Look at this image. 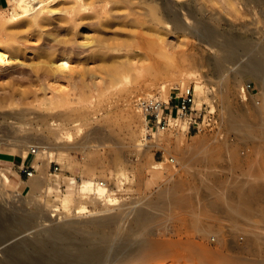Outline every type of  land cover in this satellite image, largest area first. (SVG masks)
<instances>
[{
	"label": "rangeland",
	"instance_id": "1",
	"mask_svg": "<svg viewBox=\"0 0 264 264\" xmlns=\"http://www.w3.org/2000/svg\"><path fill=\"white\" fill-rule=\"evenodd\" d=\"M74 1L47 0L55 14L40 24L16 27L25 53L12 59L13 67L0 70V113L5 114L0 117V136H8L0 142V169L7 168L11 176L10 183L0 180V218L11 213V204L34 210L33 225L22 237L30 238L52 213L61 219L87 216L102 208V202L89 196L98 191H91L95 180H106L116 193L117 203L110 204L112 214L139 198L154 200L167 187L172 199L155 213L147 233L152 239L146 236L152 240L148 244L152 252L121 264H230L228 257L249 264L264 262V69L253 75L235 74L240 64H251L255 55L226 46L231 36L243 46L264 43V0H85L72 18L69 11ZM12 6L9 0H0V18L8 17ZM166 8L180 12L185 21L183 9L191 10L193 19L211 25L215 39L224 44L213 46L188 30L166 29L164 21L170 20ZM64 52L70 54V69L64 75L77 81L75 87L70 77L49 80L44 74L48 61ZM229 55L238 59L230 62ZM169 58L176 60L177 67L168 65V72L156 74L151 62ZM134 61L140 68H134ZM112 63L119 65L115 75L110 71ZM218 66L222 73L216 71ZM172 69L176 71L170 73ZM225 78L232 79L230 86L223 85ZM198 79L205 92L196 88ZM185 85L195 89L196 106L203 109L201 127L146 136L145 116L136 105L139 96L155 94L174 103ZM70 86H78L80 95ZM55 94H62L61 99L41 102ZM72 120L83 123L82 134L76 133L70 141L78 143L49 156L40 185L43 191L34 205L32 197L26 200L32 196L29 178L20 176L15 163L28 144L23 143V148L12 137L28 131L54 135L53 121H63L72 130ZM86 132L91 133L87 141L81 138ZM156 141L158 145L148 146ZM34 155H28L29 164L36 166V175L41 174L40 157ZM169 156L176 161L170 163ZM56 165L60 170L55 171ZM85 179H91L86 192L82 189ZM214 191L235 200L214 198ZM13 192L21 193L27 202L14 194L16 201ZM189 193L194 195L187 201L179 199ZM241 195L249 196V202H240ZM80 204L85 206L82 214L77 212ZM9 221L0 220L4 226L0 234L11 226L20 239L21 223ZM125 222L126 218H120L112 223L113 237L123 233L119 227ZM97 230L101 242L104 230ZM113 251L109 250L105 264L114 262Z\"/></svg>",
	"mask_w": 264,
	"mask_h": 264
},
{
	"label": "bare ground",
	"instance_id": "2",
	"mask_svg": "<svg viewBox=\"0 0 264 264\" xmlns=\"http://www.w3.org/2000/svg\"><path fill=\"white\" fill-rule=\"evenodd\" d=\"M9 1L11 5H13L12 6L13 11L8 17L0 18V70L1 71L10 68L13 65V63L11 62L14 60L13 58L16 59L22 53H25L23 52L24 47L22 46V44L25 45V43L22 42L21 38L18 35V31L15 28L23 24H35V25L40 24L43 22V20L49 19V15L55 14V9L50 7V4H48L47 0H9ZM2 2L6 3L5 1ZM84 5H85V0H75L71 10L69 11L70 12L69 16L74 18L73 12H75L79 6H84ZM164 11L165 14L168 15L167 17H169L170 19L164 21L166 24L165 25L166 29L173 28L176 30L179 29L188 30L189 32L196 34L200 39H204L208 41L213 46L217 43L218 44L223 43L215 39L214 37L215 31L213 30V27H211V25L200 22L198 23L197 20L193 19L191 15L192 14L191 10L183 9L184 15H186V17L188 18V20L186 21L183 20V15L178 11H174L168 8H166ZM152 12L157 14L158 9H154L152 10ZM0 15L3 16V14ZM7 28H9L10 30L9 29L7 30ZM158 33L161 34L162 31L158 29ZM226 46L229 49L238 51L240 54H247V51L251 50L252 52H254L253 54L255 55V58H252L251 64H240L239 68L236 71H234L235 74L245 73V74L253 75V74H258L264 69V43L258 45L252 43H246L243 46V43H241L240 40H238L235 36L233 37L231 36L230 38L227 39ZM191 59L193 62L195 61L194 56ZM226 59H228L230 62H235L238 59V56L229 55ZM175 62H176L175 59L169 58L167 61H159V60L152 61L150 65L152 66L155 65L156 74H161V73L163 74L169 71V70L167 71L168 65H173L174 67H177V64ZM11 63L12 65H10ZM135 63L136 61L132 63L134 68H140V66H137V64L135 65ZM112 65L110 67V71L114 73V71H117L119 65L118 64L113 66ZM47 66H48V71L44 72L46 79L48 78L49 80H51L52 78L58 76H64L68 78L70 77L69 78L70 82L74 80L68 74L64 75L65 72H67L68 69H70L69 53L64 52L62 54L55 55L48 61ZM173 71L176 70L172 69L170 70V73ZM216 71L218 73L220 72L222 73L223 71L222 67L221 66L216 67ZM231 80L232 79L229 80V78H227L226 80L225 78V82L223 85L230 86ZM48 81L45 82L42 81V82L43 84L44 83L46 84L48 83ZM74 81L75 84L73 87H75L77 82L76 80ZM92 81H96V80H92ZM98 82L100 83V81ZM90 83L92 84L94 82H90ZM96 83H94L95 84L94 86H96ZM68 84L72 85L73 83L72 84L68 83ZM78 84L80 89V83L78 82ZM73 87H72L73 91L75 90L77 92L76 89H78V86L76 88ZM97 87H99V85H97ZM161 87L163 88L164 85L162 84ZM196 88L201 92H205V86L203 85L202 81L199 79L196 80ZM79 89L78 91H80ZM77 93H79L80 95L81 91ZM73 94L74 92L72 93L71 96H73ZM61 95L55 94L54 96L51 95L52 97L51 96L49 97V95L48 96L44 95L45 97L44 99L43 98L41 99V102L42 103L50 102L49 104H51L54 102V99L55 100H58V98L61 99L59 97ZM76 95L78 94L75 93L74 96ZM65 96L63 97L65 98ZM66 97H68V95ZM83 98L84 96H82L80 100ZM82 101L84 100H81V102ZM78 104H79L78 106H81L80 103ZM3 115L5 116V114H2L1 112L0 117H2ZM72 122L73 125L71 126L72 128L71 130L65 125L63 121H53V123H51L52 124L51 127L52 129L57 130L56 134L54 135L41 134V133L37 134L36 132L28 131L26 133L15 132L14 133L15 136L12 137L13 139H15L14 141L17 140L19 141V143L22 142V147H23V143L24 145L28 144L26 146V149L23 150L24 154L22 152L24 157H26L29 154V152L32 151L36 152L34 155L35 157L37 154L40 157V160L37 162V166L38 168H41L42 172L41 174H37V175L34 174L29 178L28 181L29 190L30 188L32 189V193H31L32 196L30 197L28 196L26 200H29V198L31 199L32 197L33 199H31L32 200L31 202H33L34 205L37 203V201H39V194L43 191L40 185L46 176V170L50 161L49 156L53 152H64L72 148H75L78 143V142L70 143V141L75 139L76 133L84 129V127H82L83 123L77 122L75 120H72ZM145 129H146V118H145ZM29 130H33V129L31 128ZM97 132H99V129H96V133ZM99 133H101V131ZM79 134H82V132L78 133V135ZM155 134L156 133H154V135ZM89 135H91V133L86 132L83 136L81 135L82 136L81 138H84L87 141L91 138ZM2 136H0V142H6L5 140L8 139V136L7 137H5V135L3 137ZM103 138L106 139L107 137L104 136ZM14 141L12 143H15ZM30 142L32 143L29 144ZM158 143L159 141H156L150 143L148 146L149 147L156 146L158 145ZM120 154L121 152L117 153V159H120ZM168 158L169 161H171L170 163H174L176 161L175 156H169ZM8 178L9 175L6 171V168L0 169L1 182L5 184ZM101 180L103 181V179ZM101 180L98 181L100 182ZM75 181L76 178H74L72 182L74 183ZM121 181L122 180L118 179L117 186L121 187V183H122ZM83 182L84 184L82 185V189L85 192L87 190H90L88 185L91 183V179H85ZM96 190H98L96 194H90L89 196L93 201L99 200L100 202L103 203V205L101 206L102 208H100L98 211L91 212L90 215L87 216L78 215L80 217H70V218L69 216L65 218H61L62 216L61 215L60 216L61 219H59L57 217H53L55 214L52 213V215H49L47 217L44 226L35 228L34 234L30 238L18 239L17 237L18 233L16 229L14 227L9 226L5 232H2L3 235L0 234V264H105L104 261L111 253V252L109 253V250L112 248L114 250L112 252L113 253L112 256L113 259L115 260L111 264H121V261L128 260L131 257L133 258L142 255L143 256L149 255L152 252V250L149 247L150 245L148 244H150L149 240H151L152 238L149 237L147 233L148 232L150 233V224L151 221L153 220L155 213L158 210L160 211L163 207L161 204H164L168 200L172 199L170 196L171 189L167 187L161 188L156 194L154 200L139 198L135 200V203L133 202V205L129 204L130 206L125 207L124 209H122L121 212L114 214L110 213L111 208H113L112 206H110V204L117 203L116 202L117 196L114 195L116 193L111 192L110 191L111 189L107 186V184L99 185ZM14 194L15 193L13 192V195ZM15 195H18V200L22 199V197L20 196L21 193H16ZM193 195L194 194L192 193L185 194L179 197V199L182 201H187ZM212 195L214 196V198H225L231 201L235 200L231 197V195L221 196L218 191H214ZM16 197L17 196H15V199L17 201ZM15 199L13 198V200ZM238 199L242 203H247L249 202L250 197L247 195L244 196L241 195L238 196ZM22 201H24V203L27 202L25 201L24 198L21 200V202ZM76 207L78 208L77 212L79 214H82L81 212H84L85 206H81L80 204L77 205ZM11 210L12 211L10 214L6 215L4 219L0 218V220L1 221L10 220L9 222L11 223L19 222L21 223V226L25 230L28 229L31 225H33V221L35 218L34 210H29L27 207L23 208L22 205L18 206V204H11ZM120 218H126V222L122 227H119L123 230V233L120 234L117 238H115V236L113 237L112 233L110 232V227L113 222H115L116 220L119 221ZM36 226L38 225L35 223V227ZM97 227L104 230V232L102 233L104 235L103 237L104 239L101 240V242L99 241V239H101L100 238L101 236H99L100 232L97 230ZM3 228H4L3 224L0 223V233ZM2 236H7L8 238L3 239ZM138 236L141 239L140 241L139 239H137L139 242L135 241L136 238H139ZM146 236H148L151 239L148 240ZM11 240L14 241L12 242ZM154 243L157 244L156 242ZM228 259L230 264H249L240 258L236 259L234 257L233 258L228 257ZM260 264H264V262Z\"/></svg>",
	"mask_w": 264,
	"mask_h": 264
},
{
	"label": "built area",
	"instance_id": "3",
	"mask_svg": "<svg viewBox=\"0 0 264 264\" xmlns=\"http://www.w3.org/2000/svg\"><path fill=\"white\" fill-rule=\"evenodd\" d=\"M196 102V92L191 85L183 86L182 92L174 103H171L170 100H164L155 94L139 96L136 105L146 118V136H153L154 133L159 131L177 133L186 130L190 131L196 127L200 128L203 109L198 108ZM30 153L35 154L36 152ZM18 166L20 172L28 178L37 172V168L33 163L29 165L20 164ZM58 170H60V167L56 165L55 171ZM50 172L54 175L57 174V172ZM107 183L106 180H101L100 182L95 180L90 185L92 193L99 185H106Z\"/></svg>",
	"mask_w": 264,
	"mask_h": 264
},
{
	"label": "crops",
	"instance_id": "4",
	"mask_svg": "<svg viewBox=\"0 0 264 264\" xmlns=\"http://www.w3.org/2000/svg\"><path fill=\"white\" fill-rule=\"evenodd\" d=\"M29 155V154H28ZM26 156L24 157V155L22 156H18L16 159H15V163L17 165H20V164H29V156ZM6 171H7V168H6ZM19 174L21 177H24L23 173L20 172V170H18ZM8 175H9V178L7 179L6 183H10L11 182V176H10V173L7 171ZM30 178V177H29ZM29 185V184H28Z\"/></svg>",
	"mask_w": 264,
	"mask_h": 264
},
{
	"label": "water",
	"instance_id": "5",
	"mask_svg": "<svg viewBox=\"0 0 264 264\" xmlns=\"http://www.w3.org/2000/svg\"><path fill=\"white\" fill-rule=\"evenodd\" d=\"M26 230H27V229H26ZM26 230H25V229H24V230H23V229L20 230V231H19V237H21V238H22V237H25V236H23V234H25ZM26 237H27V236H26Z\"/></svg>",
	"mask_w": 264,
	"mask_h": 264
}]
</instances>
